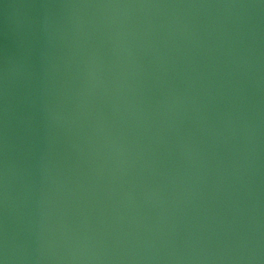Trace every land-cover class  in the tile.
I'll return each mask as SVG.
<instances>
[{
    "label": "water",
    "instance_id": "obj_1",
    "mask_svg": "<svg viewBox=\"0 0 264 264\" xmlns=\"http://www.w3.org/2000/svg\"><path fill=\"white\" fill-rule=\"evenodd\" d=\"M0 264H264V0H0Z\"/></svg>",
    "mask_w": 264,
    "mask_h": 264
}]
</instances>
